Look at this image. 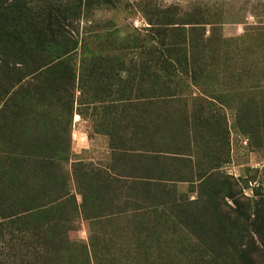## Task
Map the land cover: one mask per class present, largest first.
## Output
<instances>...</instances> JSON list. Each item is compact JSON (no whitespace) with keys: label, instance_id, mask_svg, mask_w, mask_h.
Instances as JSON below:
<instances>
[{"label":"rangeland","instance_id":"rangeland-1","mask_svg":"<svg viewBox=\"0 0 264 264\" xmlns=\"http://www.w3.org/2000/svg\"><path fill=\"white\" fill-rule=\"evenodd\" d=\"M84 1L0 0V264L165 262L163 239L152 250L144 232L114 233L116 223H98L97 210L86 219L76 209L74 166L84 164L75 170L82 174L98 160L108 163L116 144H144L140 157L112 154L127 174L162 178L179 169L200 177L172 185L178 200L200 196L206 218L218 223L228 210L234 226H264V0ZM77 3L81 16L57 33L51 13ZM197 11L225 17L205 26L203 38L211 40L198 51L206 55L155 79L150 22ZM65 30L75 32L77 44L60 58ZM128 44L135 48L126 51ZM152 141L180 159L155 158ZM81 180L82 188L94 179ZM60 191L70 204L54 203ZM64 216L65 225L58 221ZM162 219L149 214L142 221ZM174 243L169 250H177Z\"/></svg>","mask_w":264,"mask_h":264},{"label":"trees","instance_id":"trees-1","mask_svg":"<svg viewBox=\"0 0 264 264\" xmlns=\"http://www.w3.org/2000/svg\"><path fill=\"white\" fill-rule=\"evenodd\" d=\"M85 2L87 3L86 0ZM2 6L1 4L0 8ZM79 6H81V3ZM60 7L61 10L56 9L54 13H51L50 20L52 26L56 24L57 29H59L57 33L60 32L61 34V29L67 23V19L76 21L81 14L78 3L71 6L63 4ZM224 19L225 17L221 14L197 11V13L180 17L170 13L169 15L161 14L156 22H150L155 25L156 37L152 42V49L156 52V65L159 67V71L154 74L155 79L163 73L166 77L171 78L175 75L176 68L178 69L182 65L183 60L186 61L190 58L193 66L196 64L195 59L198 57L203 58L206 54L198 50L202 47V44L211 40L209 36L203 38L202 32L205 30V26L213 23L217 24ZM213 26L215 27V25ZM212 31L214 30L212 29ZM53 34V38L57 37L54 30ZM65 35L68 43L62 49L60 48V58L71 54L77 44V40L74 39V31L65 30ZM216 40L219 41L220 39ZM86 45L82 43L84 50ZM125 47L127 51L135 48V45L128 44ZM188 48L187 55L186 49ZM94 53L91 52V58L104 57L101 52L96 55ZM212 57H215V55L212 54ZM186 62L189 64L188 61ZM122 69H124L123 65ZM193 73L195 74V71ZM159 97L162 96H156V98ZM134 146L135 144L128 149L123 148L121 151L122 156L140 157V152L144 150V144L138 145V148H134ZM136 151H138V155H136ZM148 151L157 159H165V155L180 159L178 158L180 157L179 153L176 151H163L159 149L157 142L154 143V141L151 142ZM174 159H172L173 162H177ZM84 166L80 163L74 166V177L79 181L76 184L81 190V202L75 203L79 215L87 219L93 215H91L92 211L97 210L98 214L93 216H96L95 219L98 220V223L102 221L101 218H106L108 223H116L113 226L114 233L115 231H127L130 227L136 232L135 234H143L144 232L145 236L149 238L152 250L153 242L158 243L163 239L166 250L165 262L160 261L159 264H264V226L257 224L256 220L251 222L250 229L244 223L240 226H234L230 223L231 219H228L230 215L227 214V210L225 216L216 223L214 215L217 216L219 213L214 211L210 214L215 218H206L204 212H202L203 208L199 206L201 204L200 196L197 195L196 198L187 201L178 200L174 197L175 192L172 184L183 181L194 185L197 180L200 181V177L179 174L181 173L179 169L176 172L165 171L159 173L160 175L171 174L170 177L161 178L155 172V176L145 177L141 173L138 174L139 170L137 169H133L137 174L131 175L127 174L128 171L125 172L126 165L124 163H122L123 174H120L119 166H117L115 173H112L111 167L102 168L99 166L90 167L88 172L85 171L82 174L75 171L77 168ZM168 167L171 169L177 168V166L171 165ZM81 176L91 180L94 179L93 183H84L81 188L80 183L85 182L81 180ZM166 180H169L168 185L165 184ZM137 186H143L141 193L135 190ZM68 197L69 195L64 196V192L60 191L53 201L54 203L56 201L57 206L63 203L70 204L71 200ZM207 199L212 200V192L207 193ZM226 205L229 207L228 204ZM149 214L150 216L158 215L163 218V221H142V218ZM121 216L126 221L119 224L117 220ZM66 217L58 219L59 223L65 225ZM214 219L215 221H213ZM64 225L62 226L64 227ZM159 226L161 227L159 228ZM153 235L156 237L153 238ZM173 242H175L174 244L178 243L177 250H169ZM157 257L162 258L161 256Z\"/></svg>","mask_w":264,"mask_h":264},{"label":"crops","instance_id":"crops-1","mask_svg":"<svg viewBox=\"0 0 264 264\" xmlns=\"http://www.w3.org/2000/svg\"><path fill=\"white\" fill-rule=\"evenodd\" d=\"M129 148H130V146H129ZM122 149H123V147H121V145H117L116 144L115 146H112L110 152L107 153V154H109V156H108V163L105 162L104 164H101L100 160H98V161L94 162V164H92V165H95V167L96 166H99V167H102V168L103 167H111L112 173H115L117 166H119L120 174H123L122 173V170H123V168H122V162L121 161H118L117 159H114L113 160L111 158V156H113L112 154H114L115 157L116 156H118V157L121 156L122 155L121 154ZM77 161H81V160L77 159Z\"/></svg>","mask_w":264,"mask_h":264}]
</instances>
